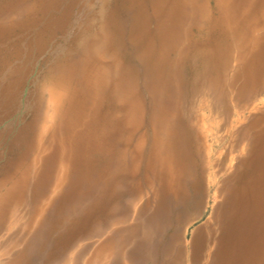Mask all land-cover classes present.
Here are the masks:
<instances>
[{"label":"bare ground","instance_id":"6f19581e","mask_svg":"<svg viewBox=\"0 0 264 264\" xmlns=\"http://www.w3.org/2000/svg\"><path fill=\"white\" fill-rule=\"evenodd\" d=\"M143 1L130 39L140 65L108 21L81 62L43 84L45 113L0 178V247L23 245L7 264L48 229L80 239L75 216L88 224L102 200L110 231L84 264H264V126L252 133L264 117L244 122L264 93V0ZM212 32L216 58L202 47Z\"/></svg>","mask_w":264,"mask_h":264},{"label":"rangeland","instance_id":"374dc122","mask_svg":"<svg viewBox=\"0 0 264 264\" xmlns=\"http://www.w3.org/2000/svg\"><path fill=\"white\" fill-rule=\"evenodd\" d=\"M132 1L0 0V178L10 170L15 161L17 163L18 157L27 148L26 144L32 139L35 124L45 113L46 100L41 90L43 84L47 81L49 83L55 81L61 77L62 73L81 62L86 57L90 44L97 37L95 33L98 34L97 31L105 26L106 22L113 21L119 29L124 31L121 41L125 48H122L124 52L121 54H125L126 63L131 62L133 65L138 63L133 61V54L138 46L130 39L133 28L136 25L139 28L144 24L145 19L139 17L140 9L137 6V0H134V4ZM144 1L147 9H150L149 0ZM150 21L151 29L156 28L154 25L156 20L151 14ZM116 25L115 28H118ZM255 34L259 36L261 32ZM213 37L215 38L212 32L202 47L207 48L210 57L216 58L217 44L213 42ZM262 40L264 43V36ZM257 50L255 49V52ZM53 71L56 72L53 74ZM139 85L144 98H148L142 80L139 81ZM260 117H264V93L258 97L251 109H248L244 122L250 123ZM31 123L32 127H28ZM263 126L264 122L253 128L252 133L255 135ZM214 140L220 142L224 151H229L230 140L226 129H218ZM23 142L26 144L24 145ZM149 199L151 196L145 195L138 209L143 207ZM102 202L103 200L99 201L102 208H99V204L97 208L92 207L90 210L88 224L83 225L84 223L80 222L82 214L79 215L80 217L75 216L74 222L77 223L73 228L74 236L82 233L80 239L64 242L66 234L63 233V228L56 230L47 228L50 232L46 230L40 241L32 243V249L29 250V255L25 256L22 264H65L63 261L70 258L73 261L76 259V264H84L94 249L105 241L110 231L109 212H107L110 207L107 206L108 203ZM130 214V220L124 226L130 223L133 226L135 222L137 223L133 213ZM208 215V212H204L201 217L194 219L188 227L189 233L200 228L208 219ZM196 216L193 213L191 219ZM16 229L17 227L14 226L9 234H2V240L8 239L10 243ZM21 249H23L22 244L13 254H7L6 248L1 246L0 264H7L10 258L21 252L19 251ZM119 259L121 258L114 259L112 264H120L119 261L122 262V260ZM69 264L73 262L69 261Z\"/></svg>","mask_w":264,"mask_h":264}]
</instances>
